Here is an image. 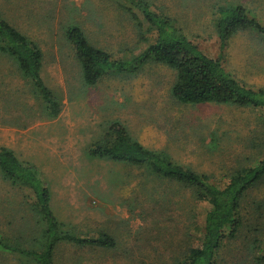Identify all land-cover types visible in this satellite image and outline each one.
I'll list each match as a JSON object with an SVG mask.
<instances>
[{
    "label": "rangeland",
    "instance_id": "374dc122",
    "mask_svg": "<svg viewBox=\"0 0 264 264\" xmlns=\"http://www.w3.org/2000/svg\"><path fill=\"white\" fill-rule=\"evenodd\" d=\"M147 1L205 54L221 57L233 78L252 90L264 89V35L239 30L221 48L216 32L220 10L238 5L264 25V0ZM0 19L40 48V75L59 104L53 116L16 58L0 48V147L36 168L64 230L85 238L107 233L116 240L110 249L61 242L55 264L183 261L202 238L208 203L196 201L175 181L91 156L89 149L108 123L120 121L145 147L222 186L228 175L264 159V109L181 103L171 93L175 71L153 62L134 72L111 70L88 84L68 28L79 26L93 46L134 65L156 35L130 0H0ZM5 45L0 35V47ZM27 189L0 170V236L38 251L45 222L32 211ZM240 214L244 221L221 249L220 264H236L246 255L248 260L251 239L264 246V178L245 194ZM0 264L30 263L0 249Z\"/></svg>",
    "mask_w": 264,
    "mask_h": 264
},
{
    "label": "trees",
    "instance_id": "16d2710c",
    "mask_svg": "<svg viewBox=\"0 0 264 264\" xmlns=\"http://www.w3.org/2000/svg\"><path fill=\"white\" fill-rule=\"evenodd\" d=\"M143 14L155 40L149 44L141 56L129 66L124 59L93 46L77 25L70 26L67 38L79 57L85 81L93 85L112 71L134 72L147 62L165 64L176 73L171 93L181 103L233 104L241 107L264 109V89L252 90L233 78L223 66L222 58H212L200 47L184 36L173 20L164 13L151 8L147 0H130ZM221 17L216 22V32L223 48L226 42L239 30H253L264 35V25L242 6L222 8ZM133 17L136 18V16ZM0 35L4 37L3 52L16 58L21 73L30 78L47 103L51 114L59 112L53 93L44 84L40 75L42 52L36 44L18 32L13 26L0 19ZM89 155L109 159L138 167H144L156 178L168 179L188 188L196 201L207 202L203 221V234L197 246L190 247L185 259L178 264H220L218 258L226 241L238 236L244 219L240 214L241 200L245 194L264 178V159L242 167L227 176L226 183H210L205 174L198 173L170 159L163 151L145 147L132 138L120 121L108 123L105 133L97 140ZM29 163L18 159L14 151L0 147V170L13 185L26 186L33 197L31 209L40 214L45 222L43 236L38 251L10 245L0 236V249L20 254L31 264H55L54 251L61 243L89 245L102 249L115 247L116 240L107 233L97 236H73L63 229L49 205L48 188L38 179V171ZM256 230V228H253ZM258 242V243H257ZM261 242V241H260ZM252 251L236 264H264V246L259 240L251 239ZM248 249V247H247ZM256 251H258L256 253Z\"/></svg>",
    "mask_w": 264,
    "mask_h": 264
}]
</instances>
